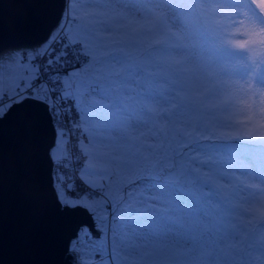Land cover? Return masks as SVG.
I'll return each instance as SVG.
<instances>
[{
	"label": "snow or ice",
	"instance_id": "snow-or-ice-1",
	"mask_svg": "<svg viewBox=\"0 0 264 264\" xmlns=\"http://www.w3.org/2000/svg\"><path fill=\"white\" fill-rule=\"evenodd\" d=\"M43 6L0 41V129L50 130L65 264H264V0Z\"/></svg>",
	"mask_w": 264,
	"mask_h": 264
},
{
	"label": "water",
	"instance_id": "water-1",
	"mask_svg": "<svg viewBox=\"0 0 264 264\" xmlns=\"http://www.w3.org/2000/svg\"><path fill=\"white\" fill-rule=\"evenodd\" d=\"M51 19L43 0H4L0 41L31 43ZM50 130L33 120L0 129V264H65L61 220L47 195L42 146Z\"/></svg>",
	"mask_w": 264,
	"mask_h": 264
},
{
	"label": "rangeland",
	"instance_id": "rangeland-1",
	"mask_svg": "<svg viewBox=\"0 0 264 264\" xmlns=\"http://www.w3.org/2000/svg\"><path fill=\"white\" fill-rule=\"evenodd\" d=\"M257 2H259V0H257ZM29 44V43H27ZM27 44H22V45H27ZM238 119H242V117H238ZM259 201L264 202V194H261L260 197L257 198ZM245 207L247 208V205H245ZM256 207H259V204H256ZM246 219H251V217H246Z\"/></svg>",
	"mask_w": 264,
	"mask_h": 264
}]
</instances>
